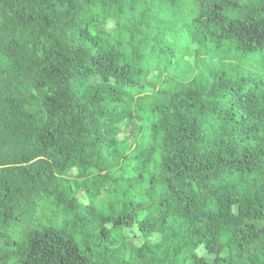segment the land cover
Wrapping results in <instances>:
<instances>
[{"label": "trees", "instance_id": "obj_1", "mask_svg": "<svg viewBox=\"0 0 264 264\" xmlns=\"http://www.w3.org/2000/svg\"><path fill=\"white\" fill-rule=\"evenodd\" d=\"M264 264V0H0V264Z\"/></svg>", "mask_w": 264, "mask_h": 264}, {"label": "rangeland", "instance_id": "obj_2", "mask_svg": "<svg viewBox=\"0 0 264 264\" xmlns=\"http://www.w3.org/2000/svg\"><path fill=\"white\" fill-rule=\"evenodd\" d=\"M43 258L36 260L39 264H48L51 260V250L46 246L43 249H41Z\"/></svg>", "mask_w": 264, "mask_h": 264}]
</instances>
